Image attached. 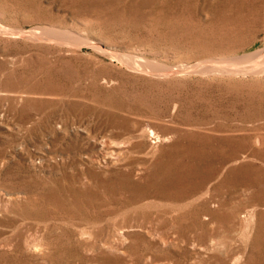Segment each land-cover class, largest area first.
Listing matches in <instances>:
<instances>
[{"label":"rangeland","instance_id":"obj_1","mask_svg":"<svg viewBox=\"0 0 264 264\" xmlns=\"http://www.w3.org/2000/svg\"><path fill=\"white\" fill-rule=\"evenodd\" d=\"M0 264H264V0H0Z\"/></svg>","mask_w":264,"mask_h":264},{"label":"bare ground","instance_id":"obj_2","mask_svg":"<svg viewBox=\"0 0 264 264\" xmlns=\"http://www.w3.org/2000/svg\"><path fill=\"white\" fill-rule=\"evenodd\" d=\"M259 65H260V63H259ZM251 70V69H250ZM262 70V69H261ZM260 71V70H259Z\"/></svg>","mask_w":264,"mask_h":264}]
</instances>
